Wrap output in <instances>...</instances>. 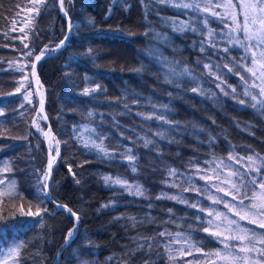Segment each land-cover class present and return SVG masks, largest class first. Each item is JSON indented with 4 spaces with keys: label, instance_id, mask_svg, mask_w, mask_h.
<instances>
[{
    "label": "trees",
    "instance_id": "trees-1",
    "mask_svg": "<svg viewBox=\"0 0 264 264\" xmlns=\"http://www.w3.org/2000/svg\"><path fill=\"white\" fill-rule=\"evenodd\" d=\"M206 3L64 0L69 26L59 0H0V264H222L208 254L239 244L225 217L264 233L225 195L240 183L230 172L242 192L264 176V83L247 71L261 49L230 43L232 20ZM42 50L55 54L37 67L48 123L33 78Z\"/></svg>",
    "mask_w": 264,
    "mask_h": 264
},
{
    "label": "snow or ice",
    "instance_id": "snow-or-ice-1",
    "mask_svg": "<svg viewBox=\"0 0 264 264\" xmlns=\"http://www.w3.org/2000/svg\"><path fill=\"white\" fill-rule=\"evenodd\" d=\"M161 2H164V0H161ZM45 3V0H33L34 5H42ZM64 3V0H59V4L62 7ZM185 8L193 7V5L190 4H184V5H177ZM239 7L240 11L237 13L236 8ZM195 7H199V5H195ZM215 9V8H222L224 9V12L227 15V18H230L232 20V23L234 27L232 28V31L235 32L237 35L234 38V40H231L230 43H235L239 45L241 48H244L246 50L259 48L261 49V52L259 54V57H257L255 52H252L250 55V63L254 66L259 65V70H254L253 67H249L247 71L253 76L257 77L261 80L262 83H264V0H235V3L233 0H220V2H212V0H209V3H206L204 6V10L207 12L209 9ZM37 13L39 9H36ZM211 15L217 16L220 18H223L221 16V13H218L216 11H212ZM240 17V18H238ZM205 23L207 21L205 20ZM195 31V29H192ZM146 34V33H145ZM211 35V33H209ZM243 37L241 39L240 37ZM63 41H61V44L57 47H60L63 45ZM25 47H28V45H25ZM215 47V45H213ZM203 50V49H202ZM225 52L228 51L227 48L224 49ZM45 51L42 50L38 55L34 57L35 61L41 60L43 56H45ZM27 55L31 56L32 53L29 52ZM205 67H209L208 65H205ZM227 67V65H225ZM139 71V70H138ZM187 69L184 70L185 73H187ZM231 71V69H229ZM219 79V77H217ZM243 79V77H241ZM255 83V82H254ZM97 88H99V85H97ZM88 89H85V94H88ZM193 92L197 91V89L193 88ZM233 91H235L233 89ZM260 94H264V87H260L259 89ZM227 94V93H226ZM255 99V97H253ZM240 103H243V101H240ZM0 115H2V112H0ZM91 115V114H90ZM159 119H163V117H158ZM47 135V133H45ZM99 139V137H97ZM94 143V142H93ZM85 147H88V144L84 145ZM101 152H104L105 155H108L107 152L104 151L103 147L101 145H95ZM57 155H59V152L57 151ZM129 161H133L135 158L131 155L127 157ZM231 159V157H229ZM253 158L248 157V160L251 161ZM52 169V163L49 162L48 164V171L50 172ZM70 170V169H69ZM71 171V170H70ZM133 171H135V168H133ZM249 171H260V168H256L255 170L249 168ZM171 175H175L174 170H170ZM229 176H235L238 181H240L239 184L232 183L231 188L234 190L233 193H225V195H232V200L236 201L239 205V208L236 209V205L227 203L225 204V207L229 208L230 211L233 209H236L234 212V215L239 217L240 220L248 219L249 223L251 224H257L258 221L256 219H252L251 217H259V227L264 228V176L260 177L259 180L256 178H252V190L251 192H242L241 189L243 187H246V185L243 184L244 176L241 174V172H230ZM48 176L47 174L44 175V180L47 181ZM106 181H111V177H105ZM3 181L0 180V183ZM115 184L127 186L125 181H121L120 179H116L113 181ZM225 183H230V181H225ZM47 188V184H42L41 188L39 190V195L41 198L47 197L48 193L45 191ZM258 189V190H257ZM217 191H224L223 188L217 189ZM135 195H143V190L136 186V191L134 193ZM11 195V194H10ZM171 199H177V197H171ZM245 200H248V204H245ZM215 202V201H214ZM62 210H65L73 217H76L78 220L79 217L77 214L71 209L68 208L67 205H57ZM195 207V205H193ZM44 211H47L46 209ZM27 215H35L39 216L41 214L40 210H37L35 213L29 211L26 213ZM211 214V213H210ZM222 214L218 213L217 216H220ZM225 220L227 221V227L226 231L229 232H235L236 234L231 236L232 239L239 242L238 246H229L225 245V248L227 251H225L223 254L221 252H216L208 255H214L216 256L222 264H247V261L249 260H255L257 254L259 255L260 259L264 260V233H261L260 236H257V233L255 230L251 232L249 235V230L246 228L241 227L236 219H231L228 217H225ZM234 226V227H233ZM207 231V229H205ZM72 233L71 231L68 233V236L71 237ZM161 236H164V233H160ZM214 235H219V233H214ZM180 234H177V237H179ZM172 242H179L178 240L172 241ZM260 244L262 247L257 249L256 245ZM178 252H184V249H178ZM199 251V250H198ZM188 254H191L190 252ZM191 264V262H189Z\"/></svg>",
    "mask_w": 264,
    "mask_h": 264
},
{
    "label": "water",
    "instance_id": "water-1",
    "mask_svg": "<svg viewBox=\"0 0 264 264\" xmlns=\"http://www.w3.org/2000/svg\"><path fill=\"white\" fill-rule=\"evenodd\" d=\"M60 12H61L62 16L65 17V18L68 20V23H69V26H70V25H71V21H70L68 15L66 14V11H65V9L63 8V6H62V7L60 6ZM66 44H67V40L64 41L62 47H61L59 50H57L55 54H57L60 50H62V49L66 46ZM55 54L45 55V56H43V57L41 58V60L36 61V62H35V66H34V72H33V78H34L35 89H36L37 93L39 94V98H40V109H39V111H40L41 115L45 118V120H46L47 123H48V118H47L46 111H45V100L42 99V97H41V95H40V89L37 87V85H36V83H35V77H38V79H39V76H38V73H37V67H38L39 63H40L42 60H44V59H46V58H48V57H51V56H53V55H55ZM39 82H40V80H39ZM40 84H41V83H40ZM42 103H43V109H42V111H41V104H42ZM49 131H51V130L48 129L47 132H49ZM47 132H46V133H47ZM45 136H46V135H45ZM44 140H45L47 146L49 147V144H48V142H47V140H46V137L44 138ZM49 157H50L49 162L52 163V167H53V165H54V163H53V162H54V159H53V156H52V152H51V151L49 152ZM51 177H52V169H51V171L49 172V180L51 179ZM48 187H49V183H48V186H47V190H48ZM58 209H59V210H62V209H60L59 207H58ZM64 211H66V209H65Z\"/></svg>",
    "mask_w": 264,
    "mask_h": 264
},
{
    "label": "bare ground",
    "instance_id": "bare-ground-1",
    "mask_svg": "<svg viewBox=\"0 0 264 264\" xmlns=\"http://www.w3.org/2000/svg\"><path fill=\"white\" fill-rule=\"evenodd\" d=\"M35 83H36L37 87L40 89V85L41 84L39 82L38 77H35ZM41 97H42V95H41ZM42 99H43V97H42ZM42 109H43V103L41 104V111H42ZM45 137H46V140H47L48 144L51 145L52 142H53V134H52V132L51 131L47 132V135Z\"/></svg>",
    "mask_w": 264,
    "mask_h": 264
},
{
    "label": "rangeland",
    "instance_id": "rangeland-1",
    "mask_svg": "<svg viewBox=\"0 0 264 264\" xmlns=\"http://www.w3.org/2000/svg\"><path fill=\"white\" fill-rule=\"evenodd\" d=\"M258 66V70H259V65H257ZM261 81V80H260ZM261 84L263 85V83L261 82ZM264 87V86H263ZM40 95H43L42 94V92L40 91ZM43 97V96H42ZM53 144V143H52ZM52 144H51V146H52Z\"/></svg>",
    "mask_w": 264,
    "mask_h": 264
}]
</instances>
